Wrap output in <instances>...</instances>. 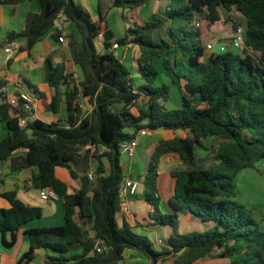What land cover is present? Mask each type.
I'll return each instance as SVG.
<instances>
[{
    "label": "trees",
    "instance_id": "16d2710c",
    "mask_svg": "<svg viewBox=\"0 0 264 264\" xmlns=\"http://www.w3.org/2000/svg\"><path fill=\"white\" fill-rule=\"evenodd\" d=\"M23 1H37L39 12L28 13L23 30L8 33L6 44L23 38L24 49L30 50L61 13L74 23L80 36L65 37L81 78L65 93L66 117L60 123L34 119L20 127L21 105L13 106L0 96V121L7 128L6 137L0 140V163H8L11 171L33 168L31 186L36 190L51 188L62 199L63 223L24 230L29 248L18 264L30 262L39 249L53 253L46 256L49 264H123L125 250L138 252L147 264H158L170 256L176 264H194L206 258L226 260L225 264H264V230L250 211L233 200L237 174L264 160V0H167L162 16L126 29L122 38L112 42L137 46V71L144 80L137 87L119 59L96 50L100 23L93 21L80 3L0 0V4L14 8ZM144 1L112 0V6L132 10ZM231 9L241 16L233 30H241L250 52L240 55L227 50L204 59L212 29L223 27L221 12ZM163 27L166 39L160 35ZM110 44L104 40L103 49ZM158 59L171 84L180 91L177 109H165L162 104L169 96V85H154L159 75ZM68 78L63 64L50 65L52 112L58 107L59 86ZM79 97L92 108L87 115L82 114ZM144 128L189 132L188 137L154 147L142 179L143 193L132 197L156 210L161 155L174 152L189 165L187 170L171 173L175 181L169 200L173 213L157 217L159 223L172 229L169 248L157 249L146 235L134 232L126 220L116 217L121 205L118 186L123 179L119 147ZM206 138H212L209 147L215 162L200 168L194 153L204 147L200 140ZM20 149L26 150L25 156L14 157ZM56 168L67 169L72 178L80 174V188L69 191L56 177ZM90 171L92 180L87 177ZM0 199L8 204L0 206V234L3 244L10 247L15 233L41 217L42 210L25 205L15 192L1 193ZM187 212L212 226L179 234V213ZM5 233L10 234L9 241L4 239ZM99 242L109 248L107 252L96 251ZM75 249L80 251L73 252Z\"/></svg>",
    "mask_w": 264,
    "mask_h": 264
},
{
    "label": "crops",
    "instance_id": "0c3cea01",
    "mask_svg": "<svg viewBox=\"0 0 264 264\" xmlns=\"http://www.w3.org/2000/svg\"><path fill=\"white\" fill-rule=\"evenodd\" d=\"M73 1L80 3L88 11L92 20L100 23L99 36L102 41L99 42L97 40V42L101 44L104 40L106 43L110 44L114 40L122 38L125 35L126 29L131 28L130 25L123 22L121 23L120 21V19H123V12H127L128 15L131 13V10L125 9L122 11L120 8H115L113 6L115 8L112 12L114 18L111 19L109 13L111 10L109 8L111 7L103 5V0ZM166 2L167 0H145L143 5L136 8L135 14L131 16L133 22L132 28L143 24L153 16H162ZM101 8L103 14L102 22L100 21ZM39 9L37 1H23L14 8L0 4V96L9 100L21 92H28L34 96L35 99L33 113L29 116L28 121L39 119L45 123H60L66 117L65 93L69 91L73 85H77L73 76H78V80L81 78L77 67L72 62L70 49L65 37L66 34H74L76 38L79 39L80 36L78 35L74 23L65 19L57 20L55 25L30 50L24 49L23 38H15L10 44H6L7 34L10 32L17 33L22 31L27 14L38 13ZM232 11L235 12L237 20L230 16ZM226 13H228L227 18H223L221 15L220 21L223 23V27L215 28L214 30L212 29L211 38L208 42L215 44L218 43V39L220 38L218 35L224 31L230 35L231 29H233V24L241 19V16L234 9H231ZM125 18L127 21V17ZM55 35L58 38H63L64 41L56 40ZM160 35L164 39L167 38V32L164 27L160 30ZM109 46H111V44ZM117 51L119 60L129 70L132 80H134V78L140 79L141 81H139L138 84H142V76L137 71L136 65V59L138 56L137 46L135 44H127L121 46ZM99 52H109V47L104 50L102 46ZM234 53L239 54L238 52ZM160 62V59L155 60L159 69V75L162 76V80L158 84H168L169 91L171 89V93L175 96L173 101L168 96L162 104L163 106L170 104L171 106H176V108L171 107L172 109H177L181 105L180 91L177 86L171 84L165 71L161 68ZM56 64H63L65 67V74L70 76V78L67 79V82L62 83L59 86L57 91L59 97L58 107L56 112H52L49 105L52 102L53 91L49 87L48 78L50 74V65ZM134 86L137 87L138 85ZM31 87L37 90L38 95L34 93V90L31 89ZM139 102L140 100H138V104ZM78 103L83 115L90 113L92 108L87 103L86 99L79 97ZM131 112L134 115L137 114L135 108H133ZM129 132L131 133L132 131ZM6 135V124L5 122L0 121V140L6 137ZM188 136V131L181 130L169 131L158 129L150 131L147 135L140 136L137 139V146L132 156L120 155L123 179L130 177L140 183L137 195L143 193L142 179L151 161V153L154 147L162 142H168L176 138H185ZM200 141L204 147H198L195 150V162L198 167L205 168L215 162L213 153L209 147L213 141L212 138L201 139ZM25 154L26 150L20 149L15 151L13 156H25ZM256 165L255 162L252 167L243 169L238 174H241L246 178H251L254 175V171L259 174L262 169H264V166L260 167ZM92 166H94V162H92ZM188 168L189 165L182 161L176 153L167 152L162 154L159 158L157 167L155 193V198L157 199L156 210L152 205L143 200L132 198L129 202L131 217L127 219L118 213L116 215L118 221L123 219L126 220L133 231L138 234L154 235V241L157 246H159L158 244L164 240L165 245L163 247L159 246L160 249L169 248L167 241L171 235L172 229L167 225L159 223L157 217L158 214L169 215L173 213V208L170 206L169 200L174 194L175 181L172 178L171 173L174 171L187 170ZM254 168H256V170H254ZM33 171V168L23 169L21 171H11L8 163H0V194L15 192L16 198L22 201L25 205L39 207L42 211L44 210L50 215L49 221H51V223H49L48 226H59L63 223L62 199L59 196H56L48 202L41 200L38 190L31 186L30 179ZM55 175L59 180L68 185L69 191L71 192L78 190L81 186L80 174L78 173L77 178H72L67 169L56 168ZM0 206L8 207V204L0 199ZM145 215H147L149 219H146ZM139 219L142 221H139ZM34 220L35 219L23 225L15 233V241L10 247L3 244L2 235L0 234V264H18L22 254L29 248V241L24 234V230L45 226L35 223ZM196 221L197 220H195L189 212L179 213L177 219L178 227L180 223H195ZM180 234L183 233L180 232ZM4 239L9 241L10 234L5 233ZM79 251V249H75L73 252ZM133 253H135L136 256H134L135 254L133 255ZM47 255H53V253L51 251L39 249L35 252L34 258L30 262L22 264H44ZM125 256H134L137 257L134 261H139L143 264L148 263V260L134 250H125L124 258ZM134 261H132V263Z\"/></svg>",
    "mask_w": 264,
    "mask_h": 264
},
{
    "label": "rangeland",
    "instance_id": "374dc122",
    "mask_svg": "<svg viewBox=\"0 0 264 264\" xmlns=\"http://www.w3.org/2000/svg\"><path fill=\"white\" fill-rule=\"evenodd\" d=\"M110 4V5H109ZM103 5H108L111 19L114 18V14L112 13L114 8L112 6V0H103ZM117 10V9H116ZM135 14V9L131 10V13L127 15V12H123V19H120L121 23H125L130 25V27H133V22H132V15ZM227 14L225 11L221 12V15L223 18H227ZM230 16L237 20V17L235 15V12L232 11L230 13ZM127 17V21L126 18ZM235 31L231 29V33H234ZM220 38L218 39V43H216L215 50L218 49L219 44H223L228 51H234L238 52L240 55L242 53L232 47L231 44V39L230 35L227 34L226 31L219 33L218 35ZM222 37V38H221ZM95 48L97 51H99L102 48V44L95 41ZM209 56V52L205 49L204 50V59H206ZM162 80V76L159 75L157 76V79L154 83V85L159 86L160 81ZM140 79L134 78L133 84L134 85H142L144 84V80L142 79V84H138ZM169 98L173 101L175 99V96L171 93V89L169 91ZM178 102V99H177ZM176 108V106H171L170 104H167V106H164L165 109H172ZM256 166H264V160L256 162ZM256 170V168H254ZM91 172V171H90ZM92 173V172H91ZM233 200L237 203H240L243 205L248 211H250L252 217L259 223V227L261 230H264V169L258 174V172L254 171V175L251 178H246L241 174H238L235 179V197ZM63 217V215H62ZM146 219H149L147 215H145ZM152 217V216H151ZM50 220V215L46 211H42V216L39 218H35V223H39L42 225H45L44 227H49L48 224L51 223ZM139 221H142L139 219ZM212 226L211 222H204V221H196L195 223H180L179 227H177V232L180 234L181 233H189V232H201L208 230ZM180 231V232H179ZM146 235V234H144ZM147 238L150 240V242L157 248L160 249L159 246L163 247L165 245L164 240L158 244L159 246L156 245L154 241V235L152 234H147ZM163 239V238H162ZM163 244V245H162ZM135 253H133L134 255ZM136 256V254L134 255ZM134 256H125L123 264H143L139 261H134L136 260L137 257ZM132 261H134L132 263ZM227 261L226 260H220V259H212V258H206L204 260H200L194 264H225ZM158 264H176L174 261V257H168L167 259L159 262Z\"/></svg>",
    "mask_w": 264,
    "mask_h": 264
},
{
    "label": "built area",
    "instance_id": "2783aa9c",
    "mask_svg": "<svg viewBox=\"0 0 264 264\" xmlns=\"http://www.w3.org/2000/svg\"><path fill=\"white\" fill-rule=\"evenodd\" d=\"M59 19H64L61 13H59L57 16V20ZM196 25L198 26V24ZM234 31H235L234 33L230 34L232 47L238 49L242 54L245 51L250 52V50L246 48V46L242 41L241 30L239 31L234 30ZM58 40L64 41L63 38H59ZM97 40L99 42L102 41L99 35L97 36ZM215 46L216 44L211 42L205 44V48L209 53H224L225 51H227L223 44L218 45L217 50H215ZM119 48H121V46L117 42L112 43L111 46L109 47V52L117 59H119V55L117 51ZM73 79L77 83L79 82L78 76L76 75L73 76ZM7 101H9V103L13 106H17L18 104L21 105V110L23 112V115L18 118V125L20 127H24L28 122L29 116L33 113L34 103H35L34 96L29 94L28 92H21L17 96H14ZM149 132L150 130L146 128L141 129L130 140L121 143L119 147L120 155L132 156L137 146V139L140 136L147 135ZM87 177L89 180H92V173L89 172L87 174ZM139 186H140L139 181L134 180L130 177L122 179V181L118 186V198L121 201L119 213L127 219L131 217L129 202L132 199V197L137 193ZM38 194L40 199L45 202L51 201L54 197L57 196L55 195V193L51 188L40 189L38 190ZM108 249L109 248L102 242H99L96 245V251L99 253L107 252ZM44 264H49V263L45 261Z\"/></svg>",
    "mask_w": 264,
    "mask_h": 264
}]
</instances>
